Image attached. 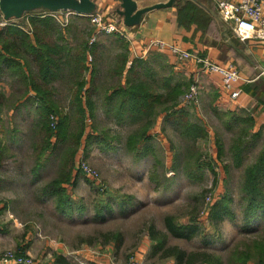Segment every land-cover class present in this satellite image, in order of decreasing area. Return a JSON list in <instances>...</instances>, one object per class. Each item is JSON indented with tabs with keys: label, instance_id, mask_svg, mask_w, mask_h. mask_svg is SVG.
<instances>
[{
	"label": "rangeland",
	"instance_id": "obj_1",
	"mask_svg": "<svg viewBox=\"0 0 264 264\" xmlns=\"http://www.w3.org/2000/svg\"><path fill=\"white\" fill-rule=\"evenodd\" d=\"M30 14L38 15L40 12L37 10ZM62 17L67 19L66 16ZM83 19H88V22H76L73 19L72 24L69 21L68 25L67 20L64 26L65 30L67 25L70 28L71 33H66L67 36L74 38V42H68L72 44L69 46L71 49L81 44L82 39L91 45L93 36L97 41V37L102 35H96L90 18ZM16 21L25 28L23 23H26V17ZM88 25L92 28L90 37L85 29ZM2 26L3 24L0 25ZM52 34L59 35L56 31H52ZM101 41L107 44L110 56L106 55L107 59L101 63L97 80L99 85L91 96L95 106L93 118L86 112L83 122L78 121V114L70 106L74 88L67 79H58L47 86L48 93L53 95V98L50 95V100L59 106L63 114H70L66 138L57 143L54 135L50 138L54 146L49 148L45 147L43 134L40 127H37L41 117L39 110L35 109L36 104L31 105L32 102L28 101V107L24 109L11 106L14 98L10 96L9 84L17 79L9 76V73L0 75V94L4 96L3 102L6 103V108L0 113V227L17 226L12 228L11 234L0 237V253L11 252L31 259L33 264H50V258L45 259V256L39 260V254H36L33 246L31 255L16 248L17 243H23L24 237L31 239L28 243H32L33 239L43 240L44 237L59 242L62 246L79 244L77 252H63L69 264H126L132 258L138 259L142 264H175L173 257L163 259L160 253L149 258L153 242L147 231V227L153 225L165 235L164 220L172 217L177 225L195 226L197 234L190 240L174 239L166 234L167 246H177L187 253L213 255L221 264H239L247 253L251 255V259L246 264H260L258 258L264 255V220L261 217L253 220L256 232L252 234H242L238 230L246 222L243 217L244 208L236 202L240 195L244 166L251 158L239 169L229 164L228 156L221 161L217 159L214 133L221 129V123L212 114L213 108L208 111L202 108L201 103L207 97L202 94L203 89L200 87L197 92V105L187 102L184 106L190 113L189 118L199 120L207 133V138L198 145L201 155L199 169L193 162L185 165L181 158L176 175L173 176V155L176 152L183 154L184 150L179 130L170 127V123L164 125V121L162 124V121H158L159 129L152 130L147 135L149 140H141L136 150L130 152L127 137L137 129V124L128 120L118 123L113 114L105 112L108 95L103 93L104 87L99 86L102 84L106 85V89H112L122 83L124 87L126 74L121 73L118 77L114 68V58L124 51L107 43L106 39L100 38ZM155 51L156 54L157 50ZM174 58L182 64L186 63ZM87 61L91 63V58L87 57ZM146 63V69H134L138 74L132 78L140 77L148 81L152 73L158 79L160 87L165 78L172 77V83H181L185 88L178 101L179 107L182 97L188 94L193 84V76L188 78L173 74L167 59L158 54L148 58ZM129 64L130 62L127 67ZM151 86L152 90L165 93L163 88ZM87 87L89 86L86 85L84 89ZM21 110L24 111L22 114L29 113L31 116L19 115ZM162 114L166 117V113ZM81 128L83 134L79 140L76 135ZM223 134L222 139L227 144L229 138ZM144 147L147 150L140 157ZM256 152L257 150L254 154ZM206 164H211L213 172ZM224 164L229 165L230 173L227 175ZM17 171H20V177L15 187L10 179ZM57 182L56 187L52 186L54 188L48 190L51 183ZM223 199L234 200L227 205L233 218H225L217 225L207 215L215 202ZM117 203H123L121 211L124 214H119ZM107 206L113 214L107 213L104 209ZM100 209L105 211L102 219L96 216ZM9 213L12 217H8ZM107 233L118 234L120 245L117 248L114 240L112 246L104 243L103 237ZM81 240H86L88 244H82Z\"/></svg>",
	"mask_w": 264,
	"mask_h": 264
},
{
	"label": "trees",
	"instance_id": "obj_2",
	"mask_svg": "<svg viewBox=\"0 0 264 264\" xmlns=\"http://www.w3.org/2000/svg\"><path fill=\"white\" fill-rule=\"evenodd\" d=\"M176 8L179 24H183L184 20L197 24L200 22L205 25L209 22V19L204 15L205 13L193 3L187 2L181 6L180 2L177 1ZM27 21L29 32L28 30L25 31L19 24H4L0 27V75L4 74L5 70H10L18 80H22L25 86L32 89L35 97L40 99L41 104L37 110H39L41 120L38 122L37 127L41 129L43 142L46 144L45 147L49 148L51 145L54 146L50 141V138L54 135L57 143L66 138L70 114H63L59 106L49 100L51 92L48 93L47 86H51L52 82L58 79H67L74 88L70 106L74 108V113L78 114V121L83 122L86 112L89 117L93 118L95 106L91 101V96L94 95L97 88L96 83L99 79L101 63L107 59L106 55L110 56V54H108L107 44L100 41H95L89 45L88 41L84 40L82 44L77 45L75 50L71 49L63 39L64 34L71 33L69 26L67 25L65 30L51 16L31 15L27 17ZM0 24H2L1 14ZM85 29L86 34L90 37L92 28L86 26ZM52 31L59 33L58 42H61L60 45L57 42L53 44L46 42ZM30 37L33 38V44L28 42ZM108 38H112L106 39L110 45L117 46V49L124 51L114 58L115 75L118 77L121 76V73L126 75L124 87L118 85L112 88L113 91L106 98L108 102H106L104 109L105 112L113 114L118 123L128 120L130 123L137 124V129L127 137L128 150L130 152L135 151L141 140H149L147 133L153 127L157 116L166 113L163 120L164 125L170 123V127L179 130V136L184 142L183 154L176 152L173 155L171 167L172 172H174L173 176L176 175L175 172L178 170L181 158H183L185 165L193 162L199 169L201 155L198 145L207 138V133L202 128L199 120L189 118L190 113L188 110L181 106L178 107L179 98L185 90L183 85L177 82L172 83V77H170L171 79L165 78L163 85L159 87L158 79L152 73L149 75L150 80L148 81L140 77L133 79L132 77L138 74L134 69H146L147 63L139 59L130 60L128 45L119 35L112 34ZM27 56H30L32 61L37 63L38 72L35 75L30 74L27 76L22 71V64L26 63ZM87 57L91 58V63L87 61ZM128 62L130 64L127 67ZM86 85L89 87L85 90ZM151 85L159 89L163 88L165 93L152 90ZM3 100L4 96L0 94V113L5 107ZM212 114L221 123V129L216 134L214 133L217 159L221 161L223 157L228 156L230 159L229 164L239 169L244 166L249 157L251 158L243 169L239 197H241L244 208L243 217L246 222L240 232L242 234H252L256 232L253 228V224H255L253 220L260 217L264 220V142L261 141L260 132L253 131V120L249 114L240 116L231 112H218L214 109ZM220 130H222L221 133ZM82 134L83 129L81 128L77 132L76 139L79 138L80 140ZM221 134L228 136L227 144L224 143ZM87 140L90 139L87 138ZM172 149H174L173 146ZM146 150L147 147H144L139 156L143 157ZM255 150L257 152L254 154ZM206 166L209 170H213L211 164H206ZM223 167L226 175L229 174V165L224 164ZM58 183H51L52 185L48 186V190L53 189L52 186L56 187ZM156 185L159 187L158 182ZM229 202H231V199L215 202L207 215L212 222L217 224L224 218L232 220L233 215L227 207ZM117 206L120 210L119 214H124L121 211L124 207L123 203H119ZM104 209L107 213H112L108 206ZM103 212L105 211L100 209L96 213L97 218L102 219ZM164 227L166 234L174 239L190 240L197 234L195 226L177 225L172 217L165 218ZM147 231L150 241L153 242L152 253L149 258H154L160 253L163 259L173 257L175 264H198L201 262L221 264L220 260L213 255L187 253L177 246H167L166 234L158 232L153 225H149ZM262 237L264 238V224L262 226ZM103 238L105 244L114 240L116 247L120 245L118 234L107 233ZM249 259H251V255L246 253L243 255V261L239 264H246ZM258 261L260 264H264V255L260 256ZM54 263L69 264L66 257L62 255L55 256Z\"/></svg>",
	"mask_w": 264,
	"mask_h": 264
},
{
	"label": "crops",
	"instance_id": "obj_3",
	"mask_svg": "<svg viewBox=\"0 0 264 264\" xmlns=\"http://www.w3.org/2000/svg\"><path fill=\"white\" fill-rule=\"evenodd\" d=\"M133 1L135 3V8L132 11V15L137 12L139 13L133 23H125L124 17L120 15L122 12L121 0H91L94 11L90 13V16L99 14L105 23H112L118 28L122 35L120 37H122L128 45L130 60L133 58L146 62L148 58L158 54L167 59V64L170 66V70L173 74L184 75L188 78L197 76L200 86L203 89L202 94L207 96L203 103H201L202 108L206 109L205 111L213 108L223 113L231 112L240 116L249 114L253 120V131L260 132L261 141L264 142V30H257L251 39L240 42L232 32V25L224 23L220 19L217 14L214 0ZM177 1L180 2L181 6L187 2L196 5L209 19L207 25L200 22L197 24L188 20H184L183 24H179L177 21ZM230 1L238 2L240 0ZM31 15L32 14L23 16V19L26 17V23H23L26 25L24 28L25 30H29L27 17ZM63 16H66L67 19L65 20L66 22L68 20V25L69 21L70 24H72L73 19L78 22L88 20L83 18H90V16H78L71 13ZM109 36L110 35L97 37V41H100V38L112 39L108 38ZM63 39L69 46L72 45L68 43L69 41L73 40L74 42V38L70 39V36L66 34H64ZM82 40L84 41V39ZM150 40H161L166 44L175 45L183 51L195 52L200 57H206L213 63L223 66H232L239 74V80L233 86V89L238 92V96L235 99H231L229 93L223 89L221 79L218 75L202 72L200 67L193 62L188 61L182 64L176 61L167 51H157L156 54L155 50L148 51L147 43ZM28 42L33 44V38L30 37ZM46 42L50 44L54 42H57V44L60 43L58 42V36H53V34L47 37ZM101 42L105 43V41ZM76 48L77 47H75L74 50ZM22 66V71H24L27 76L30 74L35 75L38 72L37 63L32 61L30 56L26 57V63H23ZM4 73H9V76L16 78L10 70H5ZM98 85L99 83H97L96 86L98 87ZM9 86L11 87L10 96L14 98L11 102V106L24 109L28 107V101H31V105L36 104L37 107L35 109L39 108L41 104L40 99L35 97V93L32 89L25 86L22 80L17 79L16 81H12ZM121 86H123L122 83ZM101 87H104L103 93L107 95L113 91L111 88L106 89V85L104 86L101 84L99 88ZM51 97L53 98V95H51ZM22 112L24 111L21 110L18 114H21V116L23 115V117L31 116L29 113L22 114ZM163 119L164 114H160L147 135H150L152 130L157 131L160 125L158 121H162V124ZM19 122H21V119H19ZM15 170L16 169H14V172ZM19 177L20 171H17L15 175L11 176L10 182L13 183V186L16 187ZM237 198L239 199L236 203L242 205L241 197L238 196ZM231 200L234 202L233 199ZM8 215V217H12L10 213ZM14 227L17 226L14 224L7 228L0 227V237L5 234H11L12 228ZM238 230L240 232L241 229L239 228ZM38 238H40V236ZM40 239H33L32 243H28V240L31 239L24 237V240H22L23 243H17L16 248L18 247V250H25L26 254H30V252L33 253V251H31L33 246L37 251L36 254H39V260L45 256V259L50 258V264H55V256L62 255L65 257L66 255L64 254L77 252V250H79V244L77 243L71 244L70 246H62L59 242L44 239V237H42L43 240ZM80 242L82 244H88L86 240H81ZM30 245L31 247L29 248L28 246ZM106 245L112 246V242Z\"/></svg>",
	"mask_w": 264,
	"mask_h": 264
},
{
	"label": "built area",
	"instance_id": "obj_4",
	"mask_svg": "<svg viewBox=\"0 0 264 264\" xmlns=\"http://www.w3.org/2000/svg\"><path fill=\"white\" fill-rule=\"evenodd\" d=\"M217 14L224 23L232 25L234 36L240 41L245 42L253 37L257 30H264V0H240L232 2L230 0H214ZM69 12L59 14L42 13L41 16H51L61 26H66V20L62 19L63 15ZM90 21L95 27L96 35L118 34L122 36L118 28L112 23H105L99 14L91 15ZM96 40L93 36L90 40L92 44ZM147 50L167 51L180 61H191L200 67L202 72L218 75L221 79L222 87L229 93L231 99L238 96V92L233 89L234 84L239 80V74L232 66H223L213 63L206 57H200L197 53L183 51L175 45L166 44L161 40H150L147 43ZM193 84L188 94L181 99V107L190 102L198 104L197 92L200 91L198 77H193ZM86 170V167L82 165ZM89 178H92L88 176ZM102 191V189L100 190ZM0 264H33L32 260L25 257L16 256L11 252L0 253ZM126 264H142L138 259H130Z\"/></svg>",
	"mask_w": 264,
	"mask_h": 264
},
{
	"label": "water",
	"instance_id": "obj_5",
	"mask_svg": "<svg viewBox=\"0 0 264 264\" xmlns=\"http://www.w3.org/2000/svg\"><path fill=\"white\" fill-rule=\"evenodd\" d=\"M125 23H133L138 12L132 15L135 8L133 0H121ZM39 10L41 13L59 14L69 12L78 16H90L94 11L91 0H0V14L3 24H19L25 14Z\"/></svg>",
	"mask_w": 264,
	"mask_h": 264
}]
</instances>
